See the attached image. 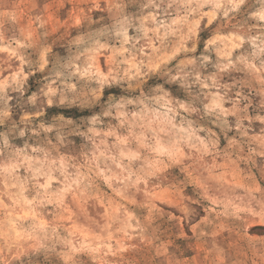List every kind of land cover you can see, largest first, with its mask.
Wrapping results in <instances>:
<instances>
[{
  "label": "rangeland",
  "instance_id": "obj_1",
  "mask_svg": "<svg viewBox=\"0 0 264 264\" xmlns=\"http://www.w3.org/2000/svg\"><path fill=\"white\" fill-rule=\"evenodd\" d=\"M0 264H264V0H0Z\"/></svg>",
  "mask_w": 264,
  "mask_h": 264
}]
</instances>
